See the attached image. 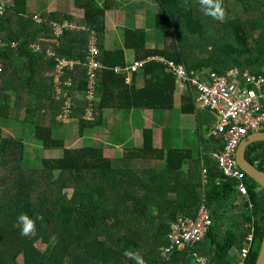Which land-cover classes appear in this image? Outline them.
Wrapping results in <instances>:
<instances>
[{"label": "trees", "instance_id": "1", "mask_svg": "<svg viewBox=\"0 0 264 264\" xmlns=\"http://www.w3.org/2000/svg\"><path fill=\"white\" fill-rule=\"evenodd\" d=\"M70 1L82 12L87 32L64 29L56 39L51 22L62 24L72 18L43 14V22L37 24L26 10V0L4 5L0 17V119L18 123L22 109L20 122L31 124L34 139L45 150L63 147L53 129L67 97L69 116L89 128L100 125L106 110H115L119 116L132 112L137 127L140 114L151 113L159 121V113L175 108L177 82L162 65L148 63L131 74L128 85L126 75L114 72L127 63L109 26L104 25L105 14L113 10L112 0H101L102 5L97 0ZM159 1L157 29L163 31L164 42L171 44L165 50L150 49L142 30L124 29L123 47L132 52L133 61L161 57L188 73L209 70L224 75L236 69L264 75V0H236L243 14L225 21L204 15L197 0ZM245 24L251 32L243 28ZM92 33L99 51L95 60L103 69L96 73L97 100L92 112L96 119L88 121L84 118L88 103L77 96L87 90L83 65ZM108 44L116 47L108 48ZM46 49L54 56L48 57ZM56 59L80 63L62 70L59 87L66 97L57 95L53 82ZM138 74L145 80L142 88L135 86ZM67 82L69 87L64 85ZM181 99L186 106L179 111L193 112L190 95ZM140 134V145L123 147L121 161L115 165L102 147L84 146L63 148L61 157L42 160L39 171H26L19 165L11 168L13 157L17 154L19 161L25 149L21 140L3 138L0 132V264H15L18 255L22 264H134L123 255L125 249L139 250L146 264H193L194 254L209 264H234L237 256L230 251L239 252L249 234L252 240L242 264H256L264 232V191L247 178L252 207L245 202L227 209L235 202L234 182L216 184L220 178L212 161L205 157L200 164L202 157L189 150L154 147L149 127L141 128ZM245 158L264 172V142L249 145ZM151 162L161 164L148 167ZM203 168L208 175L204 186ZM202 200L212 222L203 239L179 250L171 240L170 227L180 217L194 219ZM21 212L32 218L43 216L35 236H21L16 225ZM37 239L44 248L34 245Z\"/></svg>", "mask_w": 264, "mask_h": 264}, {"label": "built area", "instance_id": "2", "mask_svg": "<svg viewBox=\"0 0 264 264\" xmlns=\"http://www.w3.org/2000/svg\"><path fill=\"white\" fill-rule=\"evenodd\" d=\"M4 12L0 6V17ZM37 20V17H34ZM53 35L57 39L64 29H73L71 25H57L52 23ZM2 44L0 43V46ZM87 59L84 66V77L87 83V90L83 94V100L88 103L85 108L84 118L88 112L87 108L94 109V89L96 87V73L103 69V66L95 60L99 52L96 47V38L90 34L87 46ZM48 57H53V52H47ZM56 75L54 84L56 92L59 89L63 97L67 92L62 91L59 78L63 69L72 70L79 62H67L56 59ZM150 62H155L164 67L165 73L172 76L179 89L189 94L194 104L214 114L218 121L211 130L212 135H218L222 139L221 149L214 152L212 159L220 178V182L233 180L235 199L238 202H246L249 207L247 175L242 171L236 161V151L241 141L254 133L264 132V75H253L248 71L239 72L236 69L227 71L224 75H218L209 70L201 72H187L181 65L166 61L161 57H153L142 61H133L124 69L116 68V74H132L143 69ZM128 84V80L125 81ZM69 87L70 83L64 84ZM57 93V95H59ZM254 94L255 98H253ZM70 99L66 98L62 113L64 117L71 118ZM203 184L207 183V170L201 171ZM211 218L205 204H201L194 219L179 218L177 223L170 227V237L177 249L184 250L189 244L196 243L205 237L206 231L211 224ZM252 236L246 239L251 241ZM248 247L241 250L239 261L235 264H242L247 257ZM195 264H209L205 258L194 254Z\"/></svg>", "mask_w": 264, "mask_h": 264}, {"label": "rangeland", "instance_id": "3", "mask_svg": "<svg viewBox=\"0 0 264 264\" xmlns=\"http://www.w3.org/2000/svg\"><path fill=\"white\" fill-rule=\"evenodd\" d=\"M11 1L12 0H0V6H3L5 8L4 5L11 4ZM27 1H28L27 8L30 11L33 10V6H35L36 10H38L48 5L50 10V8H53L57 5L56 2H54V0H27ZM97 1L99 2V5L103 4V1L101 0H97ZM112 2H113V8H112L113 10L110 11L112 13L107 12L105 14L104 25H106L107 27L109 26V30L110 32L113 33L115 40L118 42L119 48L122 49L125 54H127L126 56L130 62L132 61V57H131L132 52L125 50V48L123 47L122 33L124 29L142 30L144 41L146 40L145 46H147L150 49L165 50L166 48H168V46L171 44L170 41L165 40L164 42L163 31L157 29L158 24L161 23V21H158V19H156V15L159 12V3H160L159 0H112ZM64 5L61 7H65ZM72 6L73 5H71V9L74 8V7L72 8ZM224 8H225V17L221 21L236 19L243 14V8L241 2L236 0H225ZM71 13L74 14V18H75L73 21V26L76 28L80 27V29H75V30L82 31V29L84 28L83 22L81 21L83 17L82 12L81 11L75 12L72 10ZM34 17H37V20H34ZM32 20L37 24H41L43 22L42 19L39 18L38 16H32ZM78 21H81V23L78 24L77 23ZM242 26L245 29L247 28L248 32L252 31L251 28H248L249 25L245 24ZM84 31L87 32L86 30ZM44 42H48V40H44ZM111 47L114 49V47L116 46H112V44H108V48ZM49 51H50L49 49H46V52ZM57 93L58 94L60 93L59 89L57 90ZM183 95H187V94L184 92ZM183 95L175 91L173 98H174V106L175 105L177 106L176 110H180V107L182 105L186 106V102L181 99L183 98ZM77 98L82 99L83 94L78 95ZM11 103L12 101L10 102V104ZM87 109L88 112L86 114V119L88 121H91L95 117L92 115L93 112L92 109L90 108ZM102 117L103 119L100 125H97L93 128H89L86 127L83 123L79 122L77 119L64 117L63 114L58 115L56 117V120L57 123L59 124L58 126H56L55 129H53V136H55L56 139L63 140V147L57 150H45L41 148L40 142L35 140L33 137V127L31 126V124L27 122H24V124H22V122H20L24 118V112L22 109L19 110L17 115V118L19 120L18 123L20 124H18L17 122L15 123L13 121L10 122L7 120L0 119L1 136H3V138L16 137L21 140L23 146L25 147L22 153V157H21L22 159L20 158V160L18 161L17 154L13 157L12 162L14 165H11L12 170L15 169L16 165H19L20 168L26 171H39L42 168V163H41L42 160H46V159L49 160V159H55L57 157H61L63 153V148L74 149L84 146L102 147L103 151L105 152L104 156L113 159L112 161L114 165L115 162H117L118 164V162L121 161L124 148L120 146L113 148L112 150V148L108 149V147L109 145L111 146L112 143L116 146H119L120 142L118 139L121 136L120 133L122 131L127 130L128 125L127 123H124V120L120 119L119 114L115 110L104 111ZM121 117L128 119L126 115ZM174 123H179V124L182 123L184 126L183 134L186 135L191 131H193L192 127L195 126L194 120L186 119V117H184V119L183 118L181 119L178 116L177 118H175ZM118 125H121V130L119 129ZM137 127L140 129L142 128L140 125H138ZM138 132L139 130H137V133ZM125 134H127V132ZM137 135L138 136L134 138L136 146L140 145L141 143V138L139 139V136H141L140 132ZM187 138L192 139V136H189ZM153 140L154 143L158 142V144H160L159 143L160 138L157 135L153 136ZM126 144L133 146L132 143H130V141H127ZM15 161L17 162L15 163ZM159 164L161 163L151 162L148 165V167L159 166ZM70 193L71 190L68 189V194ZM34 243H35L34 245L39 249L44 248V244H41L38 241V239L35 240ZM14 262L15 264H22L21 256L19 255L15 256Z\"/></svg>", "mask_w": 264, "mask_h": 264}, {"label": "crops", "instance_id": "4", "mask_svg": "<svg viewBox=\"0 0 264 264\" xmlns=\"http://www.w3.org/2000/svg\"><path fill=\"white\" fill-rule=\"evenodd\" d=\"M59 1V3H58ZM54 0V2H56V6L53 8H50L48 5L45 7H42L41 11L36 10L35 6H33V10H28L27 6H28V1L26 0V10L28 12L29 15L32 16H40L43 14L49 15V14H54V13H60L61 16H70L72 18L71 22L69 24H72L74 21V14L71 13V11H75L77 12V10H75L72 6L73 9H71V1L70 0ZM71 2V3H70ZM65 4V5H64ZM30 5V2H29ZM65 6V7H61V6ZM112 13V12H110ZM65 22V21H64ZM125 54V53H124ZM127 54H125V60L128 66L130 63L133 62V57H132V61L130 62L126 56ZM130 76H127V79L130 83ZM145 84V80L144 77L141 74H138L137 80H136V84L135 86L137 88H142L144 87ZM128 85V84H127ZM178 87V86H177ZM179 94H184L183 90L177 89V91ZM186 93V92H185ZM193 104V112L189 113V114H184L181 113L179 110L177 109V106L175 105L174 109H172V111H167L164 113H159L158 116H160L159 121H156L153 119V115L151 113H143L140 114V118L136 120L137 125H140L142 128H146L149 127L153 130V136L157 135L160 140L159 143L158 142L154 143L153 140V144L154 147L156 148H161V147H175L178 149H183V150H189L191 152V154H194V156L200 155V157H202L200 159V164L203 163L204 159H209L210 161H213L212 159V155L214 152H216V150L219 148V146H222V139L220 136L218 135H212L211 134V130L213 129L215 123H217L218 118L212 114L211 112L205 110V109H201L199 107H197L194 102ZM130 115V116H128ZM127 118H122V120H124V123H127L128 127L127 130L122 131L120 133V138L119 140V146H116L112 143V145L110 146L113 150V148L116 147H125L127 144V141H130V143L133 144V146L137 147L135 145V140L134 138L137 137L138 133L140 132V128L136 127V123L135 120L133 118V113L130 112L128 114H126ZM180 117L181 119L184 117H186V119H191L194 120V127H192L193 131H191L190 133L183 134L184 131V126L183 124H179V123H174L175 122V118ZM121 119V116H119ZM174 119V120H173ZM127 121V122H126ZM150 123H148V122ZM119 129L121 130V125H118ZM137 130H139V132L137 133ZM127 132V134H125ZM137 133V134H136ZM185 135V136H184ZM189 136H192V139L187 138ZM179 137V138H178ZM194 137V138H193ZM141 138V136H139V139ZM180 140V141H178ZM178 141V143H177ZM180 143V144H179ZM179 144V145H177ZM181 145V147H180ZM216 149V150H215ZM199 150H204L203 152L199 151ZM199 151V153H198ZM201 152V153H200ZM207 157V158H205ZM239 205H237V203H230L227 207V209H236V207H238ZM237 252L238 250L236 249H231L230 253L234 256H237ZM193 261V260H192ZM194 262V261H193ZM192 262V263H193ZM194 264V263H193Z\"/></svg>", "mask_w": 264, "mask_h": 264}, {"label": "clouds", "instance_id": "5", "mask_svg": "<svg viewBox=\"0 0 264 264\" xmlns=\"http://www.w3.org/2000/svg\"><path fill=\"white\" fill-rule=\"evenodd\" d=\"M197 2H198L199 7H200V9H201V11L203 12L204 15L209 16L212 19L217 20V21H221V20L224 19V17H225V8H224L223 0H197ZM38 17L40 18V16H38ZM69 23L70 22H68V21H65V22L63 21L62 24H57V25H64V24L68 25ZM51 24H52V22H51ZM54 24H56V23H54ZM69 25L72 26V28H73L72 30H74V31H76L75 29H80V27L79 28L74 27L73 23L69 24ZM84 30H86L85 27L82 29V31H84ZM129 65H131V63ZM128 66H126V67H128ZM121 75H123V74H121ZM124 75H126V78H125V81H126V80H128L127 76H129L131 74L125 73ZM128 84H129V81H128ZM252 96H253V98H255L254 94H252ZM94 100L95 101L97 100V98L95 96H94ZM217 177H219L218 173H217ZM207 178H208V175H207ZM201 181H202V177H201ZM207 183H208V181H207ZM215 183L216 184H220L221 183L220 179H215ZM202 184H203V182H202ZM204 185L205 184H203V186ZM202 203L205 204V201L202 200ZM235 203H237V205H239V204L244 203V202H238L237 199H235ZM205 206H206V204H205ZM206 208H207V206H206ZM207 210H208V208H207ZM208 213H209V211H208ZM42 220H43V216L42 215L37 214L35 216V218H32L28 214H26L24 212H21L17 216L16 225H17V227L20 230L21 236L30 237V236H35L36 235V232H37V227H36L37 221H42ZM249 235H251V234H249ZM248 236H246V238ZM246 238H245V240L247 241ZM251 240H252V238H251ZM250 242L247 241L246 245L244 246V247L247 246L248 250H249ZM242 249L239 250L238 255H237V261L235 263H237L239 261ZM247 253H248V251H247ZM123 255L125 257H127L128 259L132 260L134 262V264H146V261L143 258V255L139 252V250L133 251V250L125 249L124 252H123Z\"/></svg>", "mask_w": 264, "mask_h": 264}, {"label": "water", "instance_id": "6", "mask_svg": "<svg viewBox=\"0 0 264 264\" xmlns=\"http://www.w3.org/2000/svg\"><path fill=\"white\" fill-rule=\"evenodd\" d=\"M258 142H264V132L254 133L245 137L237 148L236 161L239 168L245 172L247 177L253 180L264 191V172L257 169L245 158V151L247 147ZM256 264H264V232Z\"/></svg>", "mask_w": 264, "mask_h": 264}]
</instances>
